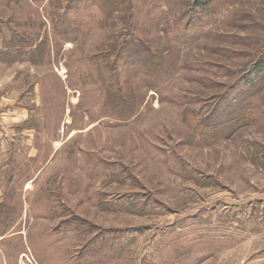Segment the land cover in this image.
<instances>
[{
  "label": "rangeland",
  "instance_id": "obj_1",
  "mask_svg": "<svg viewBox=\"0 0 264 264\" xmlns=\"http://www.w3.org/2000/svg\"><path fill=\"white\" fill-rule=\"evenodd\" d=\"M196 1L0 0V264H264V0Z\"/></svg>",
  "mask_w": 264,
  "mask_h": 264
},
{
  "label": "crops",
  "instance_id": "obj_2",
  "mask_svg": "<svg viewBox=\"0 0 264 264\" xmlns=\"http://www.w3.org/2000/svg\"><path fill=\"white\" fill-rule=\"evenodd\" d=\"M4 104L7 106V103H3L0 100V178L2 175H4L6 178L7 175L12 171V165L9 166V163H6L7 159H16V156L12 155H15L14 152H16L17 149L21 151L23 144V142H21L22 138L19 135L20 131L17 133L19 128L18 130L16 128V124L18 123L17 110L14 108L11 109L12 107L7 109L4 107ZM23 139L25 140V143H28L26 142L25 137ZM29 147L30 148L26 150L25 156L33 150L31 145H29ZM3 166L7 167V170H4V172L2 169Z\"/></svg>",
  "mask_w": 264,
  "mask_h": 264
},
{
  "label": "bare ground",
  "instance_id": "obj_3",
  "mask_svg": "<svg viewBox=\"0 0 264 264\" xmlns=\"http://www.w3.org/2000/svg\"><path fill=\"white\" fill-rule=\"evenodd\" d=\"M69 43V42H68ZM64 70H65V68H64ZM64 72H66V71H64ZM22 257H26V255L24 254ZM23 259V258H22ZM27 260V261H26ZM26 262L25 261H22V264H30L31 263V260H30V258H26Z\"/></svg>",
  "mask_w": 264,
  "mask_h": 264
},
{
  "label": "trees",
  "instance_id": "obj_4",
  "mask_svg": "<svg viewBox=\"0 0 264 264\" xmlns=\"http://www.w3.org/2000/svg\"><path fill=\"white\" fill-rule=\"evenodd\" d=\"M205 3H206V0H197V1H196V4H197V5L205 4Z\"/></svg>",
  "mask_w": 264,
  "mask_h": 264
}]
</instances>
